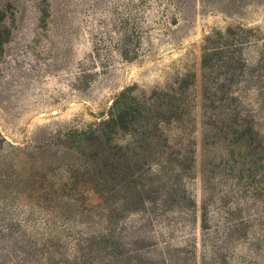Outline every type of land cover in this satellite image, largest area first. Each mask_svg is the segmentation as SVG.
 I'll list each match as a JSON object with an SVG mask.
<instances>
[{"label": "rangeland", "instance_id": "rangeland-1", "mask_svg": "<svg viewBox=\"0 0 264 264\" xmlns=\"http://www.w3.org/2000/svg\"><path fill=\"white\" fill-rule=\"evenodd\" d=\"M0 12L10 32L0 50V144L33 148L99 124L126 89L184 87L190 122L167 132L183 153L194 151L182 179L193 205L160 188L159 200L127 215L124 264H264V0H3ZM226 108L254 129L247 150L206 126L220 127ZM42 219L24 236L0 235V264H36L35 238L71 233L73 243L101 229L69 223L73 232L49 236Z\"/></svg>", "mask_w": 264, "mask_h": 264}, {"label": "trees", "instance_id": "trees-1", "mask_svg": "<svg viewBox=\"0 0 264 264\" xmlns=\"http://www.w3.org/2000/svg\"><path fill=\"white\" fill-rule=\"evenodd\" d=\"M5 18L0 12V50L10 34ZM211 60L210 54L204 55V68L211 67ZM187 100L184 87L153 91L149 96L130 88L120 93L108 118L99 124L70 131L33 148L14 147L3 141L0 235L8 233L12 237L22 231L24 236L29 226L40 228L41 218L49 236L55 231L73 232V227H67L69 223L101 225L99 232L88 233L73 243L69 241L71 233L45 242L35 238L34 252L29 255L36 257V264H124L132 252L121 225L127 215L144 211L146 203L159 200L160 188L168 189L164 195L167 200L193 205L182 179L192 168L194 151L183 153L167 132L169 126L179 129L189 124L192 109ZM220 114V127L213 122L206 124L213 125L212 137L224 145L235 141L238 152L247 150L254 140V129L244 125L236 109L226 108ZM58 171L66 174L62 184L54 180ZM208 190L206 197L211 199V187ZM202 207V229L206 230V205ZM18 209L26 210V218L13 220L10 216Z\"/></svg>", "mask_w": 264, "mask_h": 264}]
</instances>
